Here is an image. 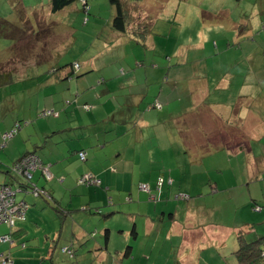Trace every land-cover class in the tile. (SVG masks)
<instances>
[{
  "label": "rangeland",
  "instance_id": "obj_1",
  "mask_svg": "<svg viewBox=\"0 0 264 264\" xmlns=\"http://www.w3.org/2000/svg\"><path fill=\"white\" fill-rule=\"evenodd\" d=\"M87 1V11L84 10L85 1L77 0L64 11L53 14L51 0H0V17L14 24L6 33L16 34L12 42L0 38L2 71L11 66L16 68L10 91L8 88L0 91V148L2 150L3 146V151L12 157L15 149L12 150L10 144L18 136L27 140L30 150L45 141L43 133L52 131L54 124L59 128L75 127L67 132L72 136L81 131L79 124L90 125L83 132L86 136L58 142L57 147L63 151L70 148L67 151L70 163L59 172L65 173L73 182L84 170L105 180L110 190L108 187L97 189L99 199L103 194L107 200L101 211L109 213L108 210L120 200L122 213L114 215L108 243L98 227L91 229L93 234L87 237L89 246L83 250L76 249L71 243L65 244L64 239L58 246L49 241L38 243L37 240L36 243L35 237L42 238V232L34 234L31 230L24 243L27 250L12 239L15 240L11 249L13 260L7 255L4 259L11 264L13 261L16 264H237L235 253L240 246L239 233L246 242L264 238V137H259V130L264 135V100H261L264 98V68L246 75L240 68L244 63L250 66L245 62L247 54L264 50V36L257 39L259 43L253 44L250 43L253 40L244 36L245 26H248L247 32H253V38L260 34L255 33V20L249 22L241 18L244 11H249L254 4H264V0H127L130 4L147 3L140 9L133 7L132 11L136 10L134 17L141 14L136 24L143 14L147 20H152L148 44L151 50L146 58L148 67L144 68L145 73H139L144 82L149 78V86L135 87L133 92H142L147 87L150 91L148 103H154L161 84L165 92L177 96L185 90L187 79H192L187 85H190L193 102L201 104L193 108L183 101L188 107L185 112L189 120L182 129L186 147L178 133L174 139L167 136L169 144L165 143L163 127L176 123L173 118L179 116L175 113L177 105L172 102L166 106L170 115L164 113L163 117H156V112L161 109L155 102L158 107H151L152 104L146 109L151 112V117L142 108L139 111L131 106L133 97L126 96L130 90L125 88V83L118 89V84L127 80L130 70L134 69L132 60L135 61L137 56L132 54L139 55L140 60L145 48L133 40L125 42L129 27L127 34L117 38L113 35L114 9L109 0ZM19 6L25 8H22L23 19L18 15V11L22 12ZM122 52H125V59ZM14 53L23 56L25 62L11 63ZM155 56L159 64L156 74L153 73ZM76 63L83 66L82 73L81 68L75 67ZM65 69L68 74L62 80L60 73ZM70 70H73L71 74ZM53 75H57L60 84ZM202 77L205 85L209 84L213 89L212 98L218 93L228 94L216 91L215 87L232 78L230 93L233 97L251 95L247 98L251 103L246 108L247 114H240L245 98L236 99L243 105L236 103V111L232 114L228 106L204 103L208 96L206 86L196 80ZM236 77L249 89H240ZM107 87L111 93L106 91ZM21 90L25 91L20 93ZM78 91L81 97L77 101L74 96ZM4 94L13 95L8 99ZM24 94L29 95L22 99ZM49 95L55 102L54 99L50 101ZM233 97L231 99L235 101ZM84 98L89 102L87 110L83 106ZM215 99L214 103L219 102ZM225 99L223 97L221 102ZM38 101L43 103L42 109H37ZM190 108L193 112L189 113ZM44 109L58 112L59 117L54 112L39 117ZM241 111L244 113V109ZM144 120L150 124L144 126ZM12 122L16 124L7 131ZM243 132L259 138L253 140ZM210 142L220 147L206 145ZM49 145L52 146V142ZM81 145L87 146L84 147L88 153L85 163L76 158L77 148ZM53 155L60 161L59 149ZM17 170L21 172L20 168ZM1 172L0 168V185L5 178ZM171 172L176 178L183 174V185L178 191L171 189L163 198V188H160L159 202L151 203L148 200L151 174L169 175ZM14 177L19 183L26 184L23 178ZM113 179H117L119 186H114ZM33 182L39 184L36 173ZM46 182L57 183L60 192H57V198L61 194L65 203L69 202L64 184L56 179ZM214 190L217 192L213 193ZM91 194L93 198L94 190ZM185 194L188 199L177 200ZM21 196L18 193L17 201L22 199ZM131 196L133 202L128 201ZM154 205L167 211L171 208L173 214L177 212L173 223L165 228V231L173 230L168 237L165 231L158 235L156 229L151 236L145 233L144 215L153 216ZM92 217L106 218L96 214ZM40 223V231L50 229L41 219ZM136 227L137 241L132 235ZM178 231L182 236L180 239ZM96 241L101 242L102 247H95ZM9 246L7 242L5 247ZM30 246L36 249H30ZM64 247L69 248L72 255L65 253ZM128 247H132L131 256L125 257Z\"/></svg>",
  "mask_w": 264,
  "mask_h": 264
},
{
  "label": "crops",
  "instance_id": "obj_2",
  "mask_svg": "<svg viewBox=\"0 0 264 264\" xmlns=\"http://www.w3.org/2000/svg\"><path fill=\"white\" fill-rule=\"evenodd\" d=\"M139 4V3H138ZM136 3H133L134 6H136L137 8H141L144 5H146L147 3L143 2L138 5ZM264 6V4H259V9L257 8L256 11L258 10H262V7ZM69 8V7H68ZM264 9V8H263ZM250 10V8H249ZM135 14V12H133V15ZM141 17V14L139 13L138 17L136 18L139 20V18ZM262 14H257L256 16H254V10L253 12L249 13L248 15H243L241 18L246 20V21H251V20H255V23L258 25V27L260 26L261 23L264 22L263 18H262ZM148 18L146 17V14H143L140 22H138V24H136L138 26V31L137 29H135L137 31V33H141L143 31V34L141 36H144V45H145V52L142 55V57L140 58V60H138V58L140 57L137 54H132L137 56V59L134 61L132 60V62L134 63V69L130 70V77L127 78V80L122 81L118 84V89H120V86L125 83V88L129 89L130 92L126 95V96H130L133 99V107L138 108V110L140 111L141 108L144 112H148L149 115L151 117L152 114L150 111L146 110L150 108V105H152L151 107L155 106L156 103L159 104L160 106V111L156 112V117H163L164 113H168L169 115L171 114V111H167L166 106L170 105L172 102L173 104L177 105L178 110L175 112L176 114L178 113V117L173 118V120L176 119V123H173L170 126L164 125L163 129H165L166 131H164V137L165 138V143L169 144V140L167 139V136H169L170 138L174 139L178 134H180V136L182 137V129H185V125L189 124V120L187 121V115L185 110L188 107H185L183 105V101L185 100L186 102H188V104L190 103V106H192L193 108L195 106H198L201 103H198V105L196 103L193 102V97L191 96V91L189 89L190 85H187L189 83H191L192 79H188L186 84H185V90L178 92V95L174 96L172 95V93L170 92H165L164 89V85H160L159 90H158V94L155 98L154 103H148V97L150 96V91L147 87H145V90H142V92H139L137 90H135L136 92L134 93V89L135 87H143V86H149L147 85V81L149 80V78H146V82H144V79L141 77H139V73L146 72L144 70V68L148 67V63L146 62V58L149 56L148 53L151 49H149V43L151 41H149V38H151L152 32L150 31V24L149 20H147ZM146 20V21H144ZM137 23V22H136ZM139 23L142 25L141 28H139ZM248 26H246L247 28ZM256 26L255 29L258 28ZM261 27V26H260ZM259 27V28H260ZM113 28V27H112ZM246 28L244 29V36L247 37L248 40H253L250 41V43H254L255 41L258 42V38H261V36H264V31H260V34L255 35V37L253 38V32L252 31H248L246 30ZM130 31L128 32V37H124L125 38V42L127 41H132L131 40V36L130 33H132V26L130 27ZM114 30V29H113ZM264 30V29H261ZM113 35L117 38V37H121L127 33H116V31H113ZM9 42H12L11 39L9 40ZM259 43V42H258ZM263 45H264V40H263ZM122 58L125 59V52H122ZM151 56H154L151 55ZM156 56L154 59V70L153 73H158L157 69L159 67V64H157L156 62ZM144 59V60H143ZM23 61L25 62V59L23 56L18 55L17 53L13 54V57L11 58V63L13 64H22ZM140 61V62H139ZM247 61V63L250 66H247L245 63L240 65V68L242 69V73L244 75L249 74L252 72V70H256V69H263L264 68V50L261 49V51L259 53L257 52H250L249 54H247L245 56V62ZM20 62V63H19ZM151 63V62H150ZM149 63V64H150ZM78 64V63H76ZM79 65V64H78ZM152 66V67H153ZM262 67V68H261ZM81 68V73H82V68L83 66L80 64L79 65V69ZM129 68V67H128ZM16 68H14L13 66L9 67L8 69L6 68L4 71L3 67L0 64V73L4 74V75H9L13 73V71ZM89 69H91L89 67ZM73 72V70H70V74ZM85 73V72H83ZM0 74V75H1ZM67 70H63L60 73V78L63 80L64 78H66L67 76ZM200 75V74H198ZM55 81L57 84H60V80L57 78V75H53ZM198 80L200 85L206 86L204 83V77L196 79ZM236 80L241 84L239 85V88L242 90H248L249 88H247L245 86V82L242 80L237 79ZM144 82V83H143ZM220 83L223 82L222 79L219 80ZM4 83L3 86H0V88L2 87H6L5 89H0L6 91L7 88L10 91V86H13V76H12V80H8L5 81L4 79L0 80V85H2ZM23 86V85H22ZM233 87L232 86V78H228L226 79V81L223 84H218L215 87L216 91H225L228 94L223 95V94H215V96L212 98V93H211V89L209 87V84H207V86L205 87V89L207 90L208 96L205 98L204 103L206 104H212V105H225L230 107V114H232L233 111H236V109L234 108L236 106V103L240 104V106L242 107L243 103H244V108L242 107V109H244V113L241 111L242 109H240V114H247L246 108H248L251 103L248 102L247 98L251 97V95H246L242 96V95H235L234 97L232 96V93H230V88ZM25 90H21L20 93L24 92ZM57 91V90H56ZM106 91H108L109 93L112 92V90H109V87L106 88ZM58 92V91H57ZM186 93V94H185ZM13 94H4V97H9L12 96ZM29 94L27 95H22V99H24V97H28ZM253 95V94H252ZM49 99L50 101L52 99H54L55 102V98H52L51 95H49ZM88 96V95H87ZM76 98V100L78 101L79 97V91L78 93H76V95L74 96ZM223 97H226V99L224 100V102H221V100H223ZM234 98L235 101H233L231 98ZM261 98V96H258ZM217 98V103H214V99ZM239 98H245V101L242 102H237L236 99ZM82 99V98H80ZM84 100L86 101V103L83 104L84 108H86V106H89V102L87 101V99L84 98ZM192 100V101H191ZM216 100V99H215ZM261 100H264V98H261ZM163 101L164 104L161 102ZM210 101H212L213 103H211ZM39 104L37 106V109H42L43 107V103H41L40 101H38ZM52 102V103H54ZM156 102V103H155ZM70 104V103H68ZM262 104V103H261ZM105 107V106H104ZM89 108H86L89 109ZM191 109V108H190ZM190 112H193V110L191 109ZM224 109V108H223ZM195 111V109H194ZM54 115L59 117V113L50 109H44L39 117H43V116H48V115ZM74 113L77 112L76 107H74L73 110ZM115 112V110H114ZM114 112H111L112 114H114ZM225 113H228L227 109H224ZM49 113V114H48ZM174 114V113H173ZM111 115V114H110ZM185 116V117H184ZM184 117V118H183ZM90 118V117H89ZM80 120V119H79ZM162 120V121H166ZM51 122H53V120H51ZM81 122V120H80ZM152 122H154V119H152ZM183 123V125H179V123ZM230 123V120H229ZM16 124V122H12L10 124V128L7 130L9 131L12 126H14ZM142 124L144 126H148L150 124L149 121L144 120L142 122ZM178 124V125H177ZM90 125L88 124H79L78 129L81 130L80 132L76 133L74 136L68 134V130H75V127H68V128H59V126H57L56 124L53 125V129L50 132H45L43 133L44 137H45V141L41 142L40 144H35L34 149L31 148L30 150L28 149V146L26 144L27 140L21 139V136H18L17 139H15L14 142H12L10 144V147L12 148V150H14V154H13V158L6 152L3 151V146H2V150L0 148V168L2 169L3 172H1V174L3 176H5L3 184L4 186L9 187L10 189H12L15 192V203L19 204H23L26 205V209L24 212V215L21 218H17V220L14 222H12V224L10 226L6 225V223H0V226L3 225V227L0 228V249H2L0 251V257H2V253H4L5 251L9 250L10 248L13 247L14 242L12 239H16L17 245L21 243L22 247L25 246V250H27L28 246L26 243V240L30 237V233L31 230H34V234H40L42 232V238L35 237L36 239V243L38 240V243H40V241H44V242H51L52 245L54 244H58L60 243V241L62 239H64V243L68 244L71 243V245L75 246L76 249H80L83 250L85 249V247H88L89 242L87 241V237H89L88 235L93 234V232L91 231V229L93 227H98V230H100L101 232L103 231V236H104V240H105V236H106V229H110V231H113L111 226L114 223V215H118L121 214L122 211L120 210V206L119 204L121 203L120 200H117V204H114V207H111V209H109V213L107 214H103V212L101 210L98 211V209L103 206L106 207L107 205V200L103 197L102 194V199H99L98 197V190L99 188H104V187H108V182H106L105 180L101 179L100 177H96L93 174H87L89 172H85V170L79 174V179H75L74 182L73 181H69L68 177H66L65 173H60L59 171L63 168V166L68 165V163H70V158L68 155V152L70 150L69 146L67 147V149H65L64 151L60 148L57 147L58 142H66V140H72V137L75 138H81L82 136H86L83 135V132L85 131V129L87 127H89ZM187 127V126H186ZM167 134H166V133ZM85 133V132H84ZM178 133V134H177ZM160 134H162V132H160ZM177 134V135H176ZM243 134H246V137L248 136V133L243 132ZM79 135V136H77ZM196 136V135H195ZM60 140H57L59 139ZM183 139V137H182ZM49 142H52V146L49 145ZM184 142V139H183ZM1 144V142H0ZM175 144H177V141L175 142ZM211 145H215L217 147H220L217 145V143L213 144V143H209ZM104 146V145H103ZM184 146L186 147V144L184 142ZM87 147L86 145H81L80 147H78V151L76 152L77 155V159L80 160V162L85 163L88 160V153L87 150L84 148ZM56 149H59V155L61 156L58 160V158H55L53 155V152H55ZM5 150V149H4ZM30 153V156L24 157L22 158L24 155ZM79 153H84L85 154V158H81ZM29 157H34L36 159L37 157V161L35 160V168L32 169L33 170V174H25L19 171L15 170V164L17 162H19L18 164H22L25 163L26 160ZM22 158V159H21ZM21 159V160H20ZM63 162V163H62ZM56 163H62L60 165H57ZM57 165V166H56ZM38 176V181L39 184L36 182H33L34 179V175ZM16 176L17 178H23L26 182V184L30 185L32 188H34V193L39 194L38 197L34 196L32 194L31 191V187H29L26 190H24V188L26 187H22L24 184H21L17 181V179L13 176ZM86 174V175H85ZM84 175V176H83ZM103 176V175H100ZM90 177H95L96 179H98L101 183L100 187H94V185L89 184V180H87ZM171 178L174 180L175 184L172 187H168V185H163V194H162V198L164 197V194L166 196L167 193H169V191L171 189L178 191L179 188L181 187V185H183V174H179L178 178H176L175 175L172 174V172L168 175H166L165 173L162 174H155L152 173L150 176L151 179V183H148V185H150V194H149V201L152 203H154L153 201V197L155 198V196L157 197L158 195V188L156 189V181L157 179L160 178ZM102 180H100V179ZM2 179V178H1ZM53 179L59 180L62 184L65 185V191L67 192V194H69L70 198H69V202L65 203L64 198H62L61 194L60 196H58L57 198V192H59L58 188V184H48L46 181H52ZM115 182L114 186H119V183L117 182V179H113L112 183ZM190 182V181H189ZM25 184V185H26ZM37 186H36V185ZM33 185V186H32ZM190 185V184H189ZM39 188L40 190L38 191ZM167 186V187H166ZM90 187V188H87ZM37 189V190H36ZM92 190H94V196L92 198ZM108 190H110V188L108 187ZM117 191V190H116ZM192 191V189L190 190ZM40 192V193H39ZM217 192V190H214L213 193ZM18 193L21 194V198L19 201H17V196ZM60 193V192H59ZM185 193V192H184ZM101 194V193H100ZM140 195V194H139ZM176 195L173 194L172 196ZM202 195V194H199ZM53 197V199L57 202H53L51 200V198ZM111 199V198H108ZM49 201V202H48ZM128 201L133 202L132 196L131 198H129ZM57 203H59L58 205H56ZM109 203V202H108ZM156 203V202H155ZM101 209V208H100ZM80 213H78V211ZM59 211V212H58ZM160 211V213H158ZM171 208L169 209V211L165 210L163 207L158 206V205H154L153 206V216H148V215H144L146 223H145V233H148L150 236L153 235L154 229H156L158 235L161 234L163 231H165V228L168 226V224L173 223V220L175 219V217L177 216V212H175L173 214V212H170ZM168 213V214H167ZM94 214L96 215H102V218H105L104 220H101L99 218L96 217H92ZM134 215V214H132ZM138 216V214H137ZM40 219L44 222V225H46L47 227H49L50 229L48 230H44V231H40ZM104 222V223H103ZM136 231H137V227H136ZM171 231L173 230H168L165 231L167 237L169 235H171ZM67 234L64 236L63 238V234ZM112 233V232H111ZM178 235V239H180L182 236L180 235V232H177ZM8 235L9 237H11V241H12V246L10 247H5L6 243H3L1 240L3 238V236ZM52 237V239L50 238ZM111 238V235L109 237V239ZM136 241L139 239V233L137 232V235L134 238ZM98 242V243H97ZM108 243V242H106ZM95 247H102V243L99 241L95 242ZM106 247L108 248V244L106 245ZM24 248V247H23ZM53 248V247H52ZM30 249H36L35 246H30ZM64 252L66 253L67 250H69V248L64 247ZM67 249V250H66ZM13 255V254H12ZM31 255V254H30ZM29 255V256H30ZM72 255V253L70 254ZM14 264H16V262H14Z\"/></svg>",
  "mask_w": 264,
  "mask_h": 264
},
{
  "label": "trees",
  "instance_id": "obj_3",
  "mask_svg": "<svg viewBox=\"0 0 264 264\" xmlns=\"http://www.w3.org/2000/svg\"><path fill=\"white\" fill-rule=\"evenodd\" d=\"M83 1H85V4H84V10L85 11H87V8H88V1L87 0H83ZM77 2V0H51V11H52V13L53 14H57V13H59V12H62V11H64L66 8H68V7H70V6H72L74 3H76ZM109 3H110V5L113 7V9H114V18H113V21H112V27H113V29L116 31V32H118V33H127L128 32V30H127V27H131L132 26V33H130V36H131V40H133V41H135L136 43L135 44H138L139 46H143L144 48H145V45H144V43L145 42H143L144 41V36H141L142 34H143V31H142V34L141 33H137V31H138V26L136 25V18L134 17V15H133V17H132V14H133V12H135V11H132V9H133V7H135L133 4H130L127 0H109ZM138 3V2H137ZM140 4V3H139ZM138 4V5H139ZM22 8H24L23 6H22ZM21 8V6H19L18 7V9H20V10H22V12H19L18 11V15L23 19L24 18V13L25 12H23V9ZM259 9V4H254V6H252L251 8H250V10L249 11H244L243 13H242V15H245L246 13L245 12H249V13H251V12H253V10H254V16H256L257 14H262V18H263V20H264V6L262 7V10H258V11H256V9ZM17 9V10H18ZM25 9V8H24ZM137 9H139V8H137ZM26 19V18H25ZM135 19V20H134ZM151 23H152V21L151 22H149V24H150V26H151ZM256 24V23H255ZM13 26H14V24L13 23H11L10 21H8V20H6L5 18H3V17H0V38H5V39H8V40H10V39H12V38H14L15 37V35L16 34H12V33H6L8 30V28L10 27V30H12L13 29ZM256 26L258 27V25L256 24ZM261 26V27H260ZM260 28H257V29H255V33H256V31L259 33L260 31H264V30H261V29H264V22L263 23H261L260 24ZM139 27L141 28V26L139 25ZM246 27V26H245ZM151 28V27H150ZM135 29H137V31L135 30ZM3 30H4V34H3ZM131 30V29H130ZM150 31H151V29H150ZM262 38H263V36H261ZM140 41H141V43H142V45H140ZM232 44H234V43H232ZM1 74V73H0ZM2 79H4L5 81H7L8 82V80L10 81V80H12V75L11 74H9V75H4V74H1L0 75V80H2ZM189 79V78H188ZM187 79V80H188ZM4 85V83L2 84V85H0V86H3ZM153 107H158L157 105H155V106H153ZM264 130V129H263ZM263 133V131H260L259 130V134H261V135H259V137L261 138V137H264V135L262 134ZM248 137L249 138H251V139H253V140H255L256 138H259V137H256V138H254V137H252L250 134H248ZM248 138V139H249ZM258 141V140H257ZM206 145H211V144H206ZM211 146H215V145H211ZM217 146H215V148H216ZM244 147H246V145L244 146ZM249 147H251V145L249 144ZM217 149V148H216ZM31 154L30 153H28V154H26V155H24L22 158H24V157H27V156H30ZM79 155H80V153H79ZM21 158V159H22ZM30 158V157H29ZM20 159V160H21ZM36 159H37V157H36ZM256 160H258V158L256 159ZM20 162V161H19ZM19 162H17L16 164H15V166L17 167V165H19L18 163ZM263 163V162H262ZM15 167V168H16ZM28 173L29 174H33V170H28ZM169 176V175H168ZM160 179H162L163 180V182H162V184L165 186V185H168V187H172L174 184H175V182H174V180L173 179H171V178H164V177H162V178H160ZM160 179H157V181H156V189L158 188V190H157V192H158V195H157V197L155 196V198L153 197V201L154 202H159L158 201V199H159V193H160V188H163V185H162V187H161V185H159V181H160ZM36 185V184H35ZM100 185H101V183H100ZM100 185L99 186H94V187H100ZM2 186H4V185H0V188L2 187ZM33 186V185H32ZM37 186V185H36ZM35 186V187H36ZM23 188L24 187H26V188H24V190H26L27 191V189L29 188V187H31L30 185H28V184H24L23 186H22ZM32 188V187H31ZM37 188V187H36ZM38 189V191L40 190L39 188H37ZM36 189V190H37ZM34 188H32L31 189V191H32V194L34 195V196H36V197H38L39 196V194H38V192L37 193H34ZM142 190V189H141ZM149 190H151V189H149ZM40 193V192H39ZM186 195V194H185ZM199 195V194H198ZM187 196V195H186ZM178 196L177 198V200H186V199H188V197L189 196ZM51 200L54 202L55 200L53 199V197L51 198ZM49 202V201H48ZM55 202H57V201H55ZM59 203H57L56 205H58ZM122 205V204H121ZM120 205V206H121ZM101 208V207H100ZM98 209V211L99 210H101V209ZM259 210H261V209H259ZM263 211V210H262ZM59 212V211H58ZM170 212H172V210L170 211ZM15 221L17 220V219H14ZM13 220V221H14ZM6 225H8V224H6ZM8 226H10V225H8ZM106 231V236H105V242H108V240H109V237H110V235H111V232L112 231H110V229H106L105 230ZM132 235H133V237L135 238V236L137 235V231H136V228H133V231H132ZM3 238L6 240V241H3V240H1L3 243H7V242H9L10 243V247L13 245L12 244V241H11V237H9L8 235H5V236H3ZM2 238V239H3ZM238 238H239V248L237 249V251H236V260H237V264H261L262 262H263V259H264V238L263 237H261V238H259V239H257V240H255V241H253V242H246L245 241V239L240 235V233H239V236H238ZM11 249L12 248H10L9 250H7V251H5L4 253H2V257H0V259H1V261H0V264H1V262L3 261V259H4V256H9V257H7L8 259H10V260H13L12 259V251H11ZM131 250H132V247H128L127 249H126V252H125V257H129V256H131ZM12 264H14V261H13V263Z\"/></svg>",
  "mask_w": 264,
  "mask_h": 264
},
{
  "label": "built area",
  "instance_id": "obj_4",
  "mask_svg": "<svg viewBox=\"0 0 264 264\" xmlns=\"http://www.w3.org/2000/svg\"><path fill=\"white\" fill-rule=\"evenodd\" d=\"M75 67L79 69L78 64H76ZM86 108H89V107L86 106ZM80 157L84 159L85 154L80 153ZM35 160L36 159L34 157H30L26 160L25 163L17 165L15 170L18 171L17 169L20 168L21 172L23 171L22 173L29 174L28 170H32L36 167L35 166ZM92 178H95V177H90L87 179V180H89V184L94 185V186H99L100 181L96 178H95L96 180L91 181L90 179H92ZM162 182H163V180L160 179L159 185H161ZM14 196H15V192L12 189H10L9 187L2 186L0 188V223H12V222H14L13 221L14 219L21 218L24 215L26 205H23V204L18 205L17 203H15ZM2 240L6 241L7 239L5 240L3 238ZM66 252L71 253L70 250H67ZM1 264H11V263L8 259H3Z\"/></svg>",
  "mask_w": 264,
  "mask_h": 264
}]
</instances>
